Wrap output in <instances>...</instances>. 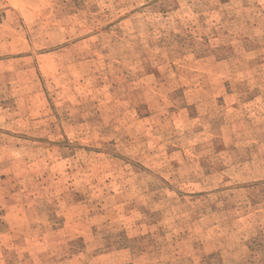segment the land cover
<instances>
[{
  "label": "rangeland",
  "instance_id": "rangeland-1",
  "mask_svg": "<svg viewBox=\"0 0 264 264\" xmlns=\"http://www.w3.org/2000/svg\"><path fill=\"white\" fill-rule=\"evenodd\" d=\"M0 264H264V0H0Z\"/></svg>",
  "mask_w": 264,
  "mask_h": 264
}]
</instances>
